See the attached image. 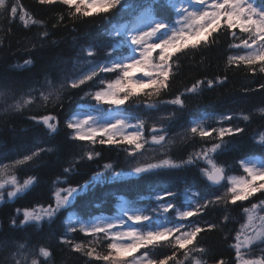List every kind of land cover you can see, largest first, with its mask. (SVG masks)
Wrapping results in <instances>:
<instances>
[{
	"label": "trees",
	"instance_id": "trees-1",
	"mask_svg": "<svg viewBox=\"0 0 264 264\" xmlns=\"http://www.w3.org/2000/svg\"><path fill=\"white\" fill-rule=\"evenodd\" d=\"M180 1V0H179ZM264 3V0H255ZM17 6V14L11 15V8ZM141 12V13H140ZM139 13V14H138ZM144 13L146 18L169 25L174 23L176 9L170 0H121L109 13L72 20L68 17L67 6L62 4H40L39 0H5L0 8V264H105L96 256L106 255L112 238L108 234L93 236L80 232V220L90 221L118 216V203L125 200V206L138 210L147 220L137 224L140 230L154 225V209L158 201L172 203L184 208L194 207L201 198L225 195L218 188L209 186L205 179L206 160L211 159L222 166L227 173L243 174L240 160L248 156H259L264 162V72L257 63L256 72L229 61V55L236 52L231 47L237 42L231 35L221 32L215 36V43L199 46L195 50H181L173 60L172 76L168 92L161 96L148 97L141 94L125 105L114 106L127 120L133 121L135 129L140 125L141 144L139 155L129 156L130 146L92 145L88 141L71 138L65 127L66 120L79 111V105L93 104L92 94L114 81L119 73L99 71V67L111 61L122 63L135 45L131 43L133 24ZM138 14V15H137ZM63 16L61 21L60 17ZM238 32V31H237ZM46 38H42L43 34ZM237 36V37H241ZM87 49L94 54L87 55ZM159 50L153 53L158 56ZM31 60V65L25 61ZM96 70V75L77 89L61 87L65 77L75 78ZM137 78L147 79L142 73ZM222 85L208 88L198 86L195 93L185 94L196 81L225 79ZM58 95L45 99L53 89ZM247 89V91H246ZM88 93L89 95H86ZM181 95L184 107L166 103ZM20 103L16 109L13 105ZM146 105H151L148 107ZM55 116L58 130L51 132L42 122L37 124L31 117ZM249 115L250 119H242ZM234 116L232 120L221 117ZM217 119H220L217 121ZM200 120L201 129H219L238 126L244 131L235 136H225L226 145L216 151L212 145L218 143L217 135L201 139L199 132L191 133L194 121ZM163 121V123H162ZM164 128L168 139L157 148L148 147V135L154 129ZM206 149L208 159H203L201 149ZM37 149L42 151L32 162L18 163L24 155H31ZM92 151L94 159L82 158ZM96 153L100 155L96 157ZM201 157L200 159H195ZM195 159L194 164H188ZM179 164L178 167L161 166L136 173L133 168L148 164ZM110 164L111 167H105ZM69 169L65 171V169ZM19 183L35 177L36 180L23 192L9 198L8 191L14 190L11 177ZM66 204L51 223L47 217L37 225L30 222L12 228V220L19 225L24 209L40 211L49 205L55 206L54 193L68 187H77ZM193 193V201L185 195ZM162 193L160 198L154 195ZM165 193H169L164 197ZM66 194V193H65ZM264 195L253 194L246 201H238L225 209L223 203L209 206L197 216L188 218L191 225L199 223L205 227L213 223L216 228L200 236L198 248L209 249L208 256L193 253L194 258L213 264L212 255L231 259L235 264V250L229 246L235 243L237 232L242 229L251 209L257 205L255 213L264 217ZM173 208L167 211V226L181 223ZM228 215L231 219L225 221ZM70 216H73L70 217ZM78 218V220L76 219ZM69 228L77 231H68ZM70 243L61 241V234ZM20 245H24L21 249ZM74 245H82L83 251H76ZM251 249L256 256L264 246L255 241ZM46 248L49 257L40 255ZM91 251L89 257L86 252ZM147 251L152 259L170 256L169 245L149 249H139L134 256ZM246 259L248 249L244 250ZM176 261L191 264L182 252H177Z\"/></svg>",
	"mask_w": 264,
	"mask_h": 264
},
{
	"label": "snow or ice",
	"instance_id": "snow-or-ice-1",
	"mask_svg": "<svg viewBox=\"0 0 264 264\" xmlns=\"http://www.w3.org/2000/svg\"><path fill=\"white\" fill-rule=\"evenodd\" d=\"M195 4L199 7L198 11L184 10L179 21V27L175 29L169 35L161 33L164 38H157L158 42H150L153 40L154 35L159 29H163L164 25L157 24L155 27L148 29L147 31L136 32L131 39V43L137 47L138 56L135 59H130L127 62L106 64L99 67V71L107 73H119L114 81L107 84L106 87L97 90L92 94V99L97 104H107L111 106L125 105L132 98L139 97L144 94L148 97L161 96L168 92L170 86V77L172 76L173 60L176 59V54L181 50H195L199 46H209L215 43V36L222 31L231 35L233 40H236L237 31L243 34L239 44L231 45V47L240 49H246L245 55L229 57L230 63L235 61L238 65L243 62L247 66L248 70L255 73L256 65H261L260 71L264 72V3H256L255 0H194ZM40 4H62L67 6L68 17L72 20L76 18H83L89 16H100L109 13L116 8L121 0H39ZM5 6V0H0V8ZM17 6L11 8V15L17 14ZM61 21L63 16L60 17ZM46 33L42 38H46ZM159 50L158 56H153V53ZM94 52L91 49H87V55L91 56ZM25 65H31L32 61L27 60ZM136 73H142L147 79L137 78ZM96 75V70L88 74L81 75L75 78L65 77V82L61 87H70L77 89L81 85H84L87 81H90ZM225 79H208L206 81H196L191 88L185 89V94L195 93L198 86L207 85L208 88H212L216 85H222ZM260 89L264 90V84H260ZM247 91V89H246ZM5 93L0 91V96ZM59 92L55 88L53 92H50L45 99H49L53 95H58ZM86 95H89L86 93ZM166 103L184 107V100L181 95H176L171 101ZM264 103V101H262ZM151 107V105H146ZM14 108L19 109L20 103L13 105ZM264 114V108L259 109ZM234 116H222L221 119L232 120ZM37 124L41 122L47 126L51 132L58 130V123L54 124L52 121L56 120L55 116H43V117H31ZM243 120L250 119L249 115H244ZM163 123V121H162ZM142 122L137 125V130L125 132L126 122L123 120H116L111 124H105L102 126H93L90 123V118L78 120L75 118H69L66 120L65 127L69 130L70 136L76 141H88L92 145H116L120 146L122 143L130 146L128 151L129 156L139 155V151L143 145L141 144V127ZM162 127L160 129H154V131H164ZM191 133L196 134L199 132L200 138L203 140L206 137L217 135L219 142L212 145V150L216 151L226 145L224 140L225 136H235L244 131L243 128L238 126H229L227 128L220 127L217 129H201L199 126H192ZM262 141H264V134H261ZM166 137L160 135L152 136V140L159 143L165 141ZM42 151H51V149H37L32 152L31 155H24L23 159L18 163L26 164L32 162L34 158L38 157ZM203 153V159H208V152L206 149H201ZM96 157L100 154L96 153ZM87 160L94 159L93 152L88 151L82 157ZM196 157L195 159H200ZM195 159H189L188 164H194ZM243 172L246 174L238 179L228 178L226 185L227 192L225 195H213L211 198L199 199L194 207H191L182 212H177L176 215L182 221L175 227H164L158 230H139L136 227L126 226L124 231H116V224L114 223H95L91 225H82L78 231L97 236L101 233L111 234L112 238L116 241L108 244V253L106 255H97V260H103L105 264H182V262L176 261L175 257L177 252H182L186 258H191V264H207L203 259H196L193 253L199 256H208L209 249L200 247V236L204 232H211L216 228L213 223H207L205 227H202L199 223L191 225L188 218L197 216L209 206L220 205L223 203L225 209L230 205H236L238 201H246L249 197H253L255 193H261L264 195V167H256L251 164L240 161ZM171 166L178 167L179 164H170L165 160L162 164H148L146 166H138L133 168L136 173H142L147 170L161 167ZM105 167H111L110 164H106ZM69 169H65L68 171ZM208 181L218 183L221 179L224 169L213 167V171L208 172L204 170ZM35 177L25 179L23 183H19L16 177H11L7 182L10 183L14 190L8 191L7 196L9 198L15 197L18 193L23 192L30 184L35 182ZM0 187L3 184L0 183ZM78 191L77 187H68L66 189L58 190L53 195L55 197V206L49 205L45 209H41L39 212L35 210L24 209L22 212L23 220L19 225L16 224V219L20 215V210H17V217L12 220V228H18L35 222L37 225L42 223L47 217L49 223L53 221L60 209L66 204L70 197ZM66 193V194H65ZM169 193H165L164 197H167ZM0 200H3V196H0ZM264 205V201L260 202ZM173 208L172 203L163 205V211L167 212ZM257 210V205L253 204L251 209H245L246 213H249V224L245 226V230H251L252 235L245 236L241 239V234L237 232L235 237V243L229 247L235 250V264H264V248L260 249V255L256 256L251 251L254 248L255 241H259L264 244V217H259L261 225L259 228L253 227V222L256 217L252 215ZM133 224H140L147 220L148 217L143 215H133L127 218ZM225 221H229L231 218L228 215L224 217ZM123 225V224H121ZM68 231H77V229L69 228ZM61 241L63 243H70L65 238V234H61ZM164 247L169 245L172 248L170 256H164L162 259H152L149 257L147 251H145L142 259H138L133 253H136L139 249L156 248L157 246ZM76 251H83L82 245H74ZM23 249L24 245H20ZM245 249H248V255L252 258L245 259ZM91 257L93 253L91 251L86 252ZM40 255L49 257L50 253L46 248L40 249ZM213 264H232L231 259L217 258L216 255L210 257ZM17 264H20L17 261ZM31 264H38V261L33 259Z\"/></svg>",
	"mask_w": 264,
	"mask_h": 264
},
{
	"label": "rangeland",
	"instance_id": "rangeland-1",
	"mask_svg": "<svg viewBox=\"0 0 264 264\" xmlns=\"http://www.w3.org/2000/svg\"><path fill=\"white\" fill-rule=\"evenodd\" d=\"M171 3H173V6L176 9V15H175V19H174V23L166 25L160 21H155V20H151L146 18V16L144 15V13H142L140 15V18L133 24L132 27V35H134L136 32H140V31H147L150 28L155 27V25L157 24H161L164 25L163 29H159L156 34L153 37V40L150 42H158V40H156L157 38H164L161 33H164L165 35H169L171 34V32L175 29V27H179V21L182 17V15L184 14V10L188 9L189 11H198L199 7L195 4L194 0H170ZM141 13V12H140ZM139 14V13H138ZM137 14V15H138ZM243 35L241 33H239V31L237 32V36ZM240 43V39L239 37L237 38V42L235 44H239ZM236 52H234L231 57H235V56H240V55H245L246 54V49H243L242 47L240 49H236ZM136 56H138V52H137V47L134 46V48L132 49V52L128 55L127 59L125 60V62H127L130 59H135ZM113 63H117L116 61H111L109 64H113ZM106 87V86H105ZM82 109H79V111L72 116L71 118H75L78 120H83L85 118H90V123L93 126H102L105 124H111L113 122H115L116 120H123L126 122V127L124 128L125 132L128 131H135L134 128V124L133 121H127L124 116L117 110L114 108V106L111 105H107V104H97L96 102H94L93 104L90 105H84L81 107ZM220 119H217V121ZM193 126H199V127H203V123L198 120V121H194ZM222 127V126H220ZM219 127V128H220ZM154 134H159V131H153L150 133V135H154ZM157 148V147H156ZM241 160H243L245 163L251 164L253 166L256 167H264V162L261 160V158L259 156H248V157H244ZM240 160V161H241ZM207 162V171L211 170L214 166H216L215 161L208 159L206 160ZM241 165V163H240ZM242 168V165H241ZM243 170V168H242ZM246 175L245 173L243 174H235V173H228L227 174V179L225 184L219 189L220 193H224L227 192V183H228V178L231 177L232 179H238L241 176ZM157 195H155L154 197H157ZM188 200H192V194H187L186 195ZM124 201L122 200L120 202V214L119 216L113 218V219H109V218H100V219H92L90 221H81L83 225H91V224H95V223H114L116 224V231H124L126 229V226H130V227H136L137 229H139L137 224H133V222L129 221L127 218L129 216H133V215H139L137 211L135 210H130L126 207H124L123 205H121ZM163 205H165V203H158L157 206H160L159 210L154 209V214H153V219L154 221V225L151 227L146 228L145 230H158L161 228H164L167 226L166 224V215L167 213L163 211ZM189 209V207H186L185 209H181V208H174V215L175 217H178L176 215L177 212H182L184 210ZM39 212V211H38ZM253 216L256 217L255 221L253 222V227L254 228H259L261 225V221L259 219V217H262L260 215H258L257 213H252ZM71 217V216H70ZM123 224V225H121ZM249 224V216L246 218L244 225L242 227V229L240 230V234H241V239H244L245 236H249L252 235V231L251 230H245V226ZM175 225H171L170 227H175ZM140 230V229H139ZM110 238H112L111 234ZM116 242L113 238H112V243ZM264 248V246L262 247ZM145 252H141L139 254L136 255V257L138 259H142L143 255ZM246 259V258H245Z\"/></svg>",
	"mask_w": 264,
	"mask_h": 264
},
{
	"label": "water",
	"instance_id": "water-1",
	"mask_svg": "<svg viewBox=\"0 0 264 264\" xmlns=\"http://www.w3.org/2000/svg\"><path fill=\"white\" fill-rule=\"evenodd\" d=\"M150 141H151V143L154 144V145H158V144L161 143V142L157 143V142L153 141V140H152V137L150 138ZM216 167H218V166H216ZM218 168H220V167H218ZM211 171H213V169H211L209 172H211ZM224 178H225V174L223 173V175H222V177H221V179L219 180L218 183H213L212 181H208V180H207V182H208L211 186H213V187H217V186H220V185L223 183Z\"/></svg>",
	"mask_w": 264,
	"mask_h": 264
},
{
	"label": "bare ground",
	"instance_id": "bare-ground-1",
	"mask_svg": "<svg viewBox=\"0 0 264 264\" xmlns=\"http://www.w3.org/2000/svg\"><path fill=\"white\" fill-rule=\"evenodd\" d=\"M83 106V105H82Z\"/></svg>",
	"mask_w": 264,
	"mask_h": 264
}]
</instances>
